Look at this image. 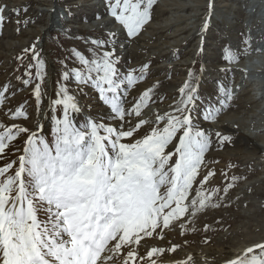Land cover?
Here are the masks:
<instances>
[{"label": "snow or ice", "instance_id": "obj_1", "mask_svg": "<svg viewBox=\"0 0 264 264\" xmlns=\"http://www.w3.org/2000/svg\"><path fill=\"white\" fill-rule=\"evenodd\" d=\"M154 3L106 0V8L130 41L150 22ZM28 10L26 5L10 9L0 0V29L6 12L19 17ZM41 39L23 49L31 62L17 77L32 89L35 124L29 123L26 102L8 106L18 89L11 82L0 85V264H163L165 254H177L188 243L166 241L168 234L195 233L199 216L221 207L238 179L233 176L223 189L208 188L216 175L208 160L213 146L237 142L233 134L213 128L235 89L219 84V98L205 106L201 76L189 71L169 108L149 115L151 105L167 99L160 94L163 82L132 95L151 76L153 61L125 67L117 52L125 44L113 29L83 38L88 47L73 48L60 60L57 87L49 95L46 61L37 47ZM250 45L251 33L241 35L224 48V61L238 62ZM205 71L201 66L199 73ZM92 95L101 112L81 103V97ZM201 117L208 127L200 126ZM164 242L167 247L160 246ZM171 264H214V258L189 252ZM223 264H264V241Z\"/></svg>", "mask_w": 264, "mask_h": 264}, {"label": "rangeland", "instance_id": "obj_2", "mask_svg": "<svg viewBox=\"0 0 264 264\" xmlns=\"http://www.w3.org/2000/svg\"><path fill=\"white\" fill-rule=\"evenodd\" d=\"M262 1L264 0H155L152 18L142 33L133 40L125 41L124 32L108 15L106 0H5L10 9L26 5L29 10L27 14L21 12L19 17L10 11L6 12V21L0 29V85L11 82L18 89L8 106L14 108L26 102V110L32 117L29 123L35 124L37 116L32 89L21 85L17 80V77H23L27 64L31 62V54H25L23 49L29 47L38 36L42 38L40 30L50 22L49 44L46 48L48 53L44 51L42 39L37 47L42 49L43 59L47 56L53 62V76L48 73L46 63L44 69L47 90L49 95H53L61 72L60 60L68 57L73 48L88 47L83 38L102 37L105 32L114 29L120 43L125 44L122 50L117 48L125 67H139L144 62L153 61L151 76L146 82H141L132 95L157 80L163 82L160 94L167 99L163 103L151 105L146 110L149 115L158 110H167L173 99L178 98L179 88L189 78L188 72L193 71L201 76L200 92L205 106L214 104L219 98L217 90L221 83L228 84L236 91L230 106L221 112L213 125L229 118L238 128L248 132L256 124L264 123V89L253 90L255 85H247L242 81L245 75L237 70L249 59L264 67V51L258 49L259 44L264 46ZM17 19L21 21L19 25L16 23ZM205 22L208 23L207 30L203 29ZM249 32V52L244 53L238 62L226 63L223 58L224 48L235 44L241 35L246 36ZM21 56L22 61L19 59ZM229 65L236 66V71L231 70L227 74L219 71L220 68H229ZM72 66L74 65L70 63L69 67ZM201 66L206 68L203 74L199 73ZM169 75L170 78H167ZM250 77L264 87V71ZM239 84L243 85L241 90L236 88ZM81 103L91 104L94 113L102 111L95 95L91 99L88 96L81 97ZM43 110L44 104L41 105V112ZM198 123L202 127H208L202 117ZM233 135L237 137L236 133ZM248 138L251 142L247 144L262 150L259 145L264 138V131L256 132L255 136L249 135ZM238 141L225 148L214 145L208 154L211 169L216 172L208 188L223 189L233 176L238 178L232 182L233 187L228 190L226 199L220 200L222 206L200 215L193 225L195 233L181 236L178 231L170 232L166 241L182 244L187 240L188 243L177 254H165L163 264H171L172 260L183 258L189 252L207 256L209 260L214 258L217 261L214 264H221L233 256L232 250L264 241V193L259 189L264 182L252 185L255 180L264 178V152L250 159L242 156L240 150L236 151L238 154H233L238 148ZM219 195L223 197L224 194L221 192ZM205 225L210 226L209 230L205 231ZM206 238L207 243L204 242ZM160 246L168 245L164 242Z\"/></svg>", "mask_w": 264, "mask_h": 264}, {"label": "bare ground", "instance_id": "obj_3", "mask_svg": "<svg viewBox=\"0 0 264 264\" xmlns=\"http://www.w3.org/2000/svg\"><path fill=\"white\" fill-rule=\"evenodd\" d=\"M261 1V0H260ZM263 2V4L262 5H264V1H262ZM259 7V6H258ZM50 12V11H49ZM48 24H50V22L49 23H47L46 25H45V27H43L42 28V30H40V33H41V36H42V46H43V48H44V51H46V48H47V46H48V44H49V36H48V31H49V29H50V27H48ZM53 25V24H52ZM98 25V24H97ZM91 26V25H90ZM93 29V28H92ZM95 29V28H94ZM146 32H148V31H146ZM258 48V47H257ZM258 49H260V50H263L264 51V46L261 44H259V48ZM259 50V51H260ZM47 52V51H46ZM249 52V51H248ZM261 52V51H260ZM48 53V52H47ZM45 61H46V66H47V69H48V73L50 74V76H53V74H54V65L52 64L53 62L51 61V59H47V56L45 57ZM256 62H254L253 60H251V59H249L247 62L246 61H244L241 65H240V69L238 68V70L237 71H240L242 74H244L245 75V78L242 80V81H244L245 83H247V85H255L254 86V89L253 90H256V88H258L259 90L261 89V88H263L264 89V87H263V85L260 83V82H256L257 80H254L253 78H251L250 76L251 75H253V74H259V73H261V72H263L264 71V67L263 66H261L260 64L259 65H256L255 64ZM230 69H232L233 71H236V66H233V65H229L228 66ZM241 81V82H242ZM239 86V88L238 89H242V87H243V85L241 86L240 84L238 85ZM262 86V87H261ZM246 87V86H245ZM236 92V91H235ZM249 95V94H248ZM46 105H47V100H45V103H44V108L46 107ZM230 106V105H229ZM44 111V110H43ZM240 120V119H239ZM42 123H44V125H45V128L47 129V127H48V125H49V123H50V121H43ZM242 124H244V121H243V123ZM240 125V124H239ZM257 125V126H256ZM255 126H254V128L253 129H251V130H248V132H246V131H243L242 129H241V127H237L238 125H236L233 121H231L229 118H224L223 120H222V122L221 123H219L218 122V124H215V125H213V128L215 129V130H219V131H221V132H224V133H231V134H234V133H236L237 134V139H239V141H238V148H236L235 149V152L233 153V154H238V153H236V151L237 150H240L241 151V155L242 156H245V158H251L252 156H255V155H262L263 154V152H264V138H262V142H260V147H261V151H260V149L259 148H255L254 146H252V145H249V144H247L248 142H251V140L248 138V136L249 135H254L255 136V133L257 132H262V131H264V123H262V124H256ZM242 131L245 133V135L242 133ZM249 131H250V133H249ZM255 132V133H254ZM243 134V135H242ZM257 135V134H256ZM258 136V135H257ZM256 136V137H257ZM242 147H245V149L243 150V148ZM229 153V152H228ZM245 160V159H244ZM247 161H248V159H246ZM257 182L258 183H260V182H264V178H260V180L258 179V180H255L254 182H253V184L252 185H254V184H257ZM254 187H256V185L254 186ZM251 189V188H250ZM256 189V188H255ZM259 189H260V192H263L264 193V184L263 185H261V187H259ZM253 190V189H252ZM248 191V190H247ZM258 192V191H257ZM236 200V199H235ZM263 205V204H262ZM264 208V207H263ZM239 213H237V215H238ZM227 240V239H226ZM228 241H229V239H228ZM224 242V241H223ZM227 243V242H226ZM228 245V244H227ZM231 245V244H230ZM244 247V246H243ZM249 247V246H248ZM226 248H228V247H226ZM247 247H244V248H241L240 250H232L233 251V256L232 257H234L236 254H238V253H240V252H242L244 249H246ZM232 254V253H231ZM231 257V258H232ZM210 262H212L213 260L212 259H210L209 260ZM215 262H217L216 260H214V263ZM221 264H223V263H221Z\"/></svg>", "mask_w": 264, "mask_h": 264}]
</instances>
